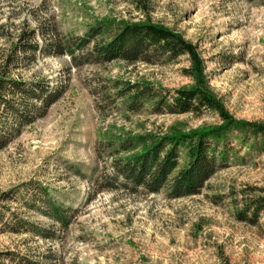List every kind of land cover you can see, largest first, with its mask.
<instances>
[{"label":"rangeland","instance_id":"374dc122","mask_svg":"<svg viewBox=\"0 0 264 264\" xmlns=\"http://www.w3.org/2000/svg\"><path fill=\"white\" fill-rule=\"evenodd\" d=\"M145 21L196 47L203 87L235 123L264 125V0H0V61L22 30L40 23L54 25L59 36H79L100 22ZM68 67L66 57H36L12 76L66 89L44 117L0 150L3 224L19 218L52 238L11 233L0 223V253L39 261L48 255L57 264H264V216L256 225L234 218L245 204L264 198V145L248 151L233 144L229 165L190 197L97 189L109 173V161L97 156L103 143L221 124L209 111L161 116L96 111L93 90L99 82L169 91L195 86L188 59L165 66ZM41 188L48 198L39 194ZM49 202L62 209L66 229L48 216Z\"/></svg>","mask_w":264,"mask_h":264},{"label":"trees","instance_id":"16d2710c","mask_svg":"<svg viewBox=\"0 0 264 264\" xmlns=\"http://www.w3.org/2000/svg\"><path fill=\"white\" fill-rule=\"evenodd\" d=\"M36 57H66L68 68L115 62L165 66L185 57L190 62L187 73L198 82L195 86L169 91L120 81L99 82L93 90L96 111L98 114L125 112L152 116L200 115L209 111L219 117L221 124L214 128L103 143L97 156L103 162L109 161V173L97 183L98 190L119 188L144 196L165 192L169 199L190 197L199 194L209 179L229 165V154L234 146L253 151L264 145V125L235 123L205 90L196 47L176 32L145 21L117 25L100 22L79 36H59L55 26L49 23H40L35 30H22L0 61V150L17 138L24 127L44 117L65 92V85L53 87L45 81L12 77L20 67L31 66ZM118 101L122 102V107H117ZM258 141L262 143H256ZM39 194L49 197L45 188H41ZM47 207L48 216L66 229L69 221L62 209L50 202ZM262 215L264 198H256L239 209L234 218L256 225ZM0 223L3 224L1 215ZM3 226L15 234L32 232L42 239L52 238L49 231L31 229L19 218ZM53 258L47 255L39 261L7 251L0 253V264H57Z\"/></svg>","mask_w":264,"mask_h":264}]
</instances>
